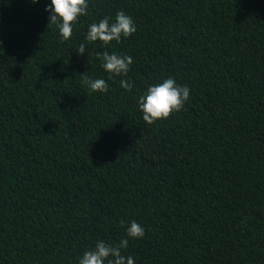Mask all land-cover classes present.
I'll use <instances>...</instances> for the list:
<instances>
[{"label":"trees","instance_id":"16d2710c","mask_svg":"<svg viewBox=\"0 0 264 264\" xmlns=\"http://www.w3.org/2000/svg\"><path fill=\"white\" fill-rule=\"evenodd\" d=\"M88 3L65 41L51 0H0V264H79L133 220L135 264H264V0ZM119 11L134 35L86 41ZM104 51L133 57L127 77ZM169 77L190 99L148 125L139 97Z\"/></svg>","mask_w":264,"mask_h":264},{"label":"clouds","instance_id":"9594fccd","mask_svg":"<svg viewBox=\"0 0 264 264\" xmlns=\"http://www.w3.org/2000/svg\"><path fill=\"white\" fill-rule=\"evenodd\" d=\"M32 2L38 3L39 0H32ZM88 7V0H51V6L46 8V11L51 14L49 27L55 25L63 40H69L73 35V25L78 23L80 17L88 15ZM110 19V17H104L98 23L93 22L88 25L86 41L101 42L107 48L113 41L119 43L122 38H129L137 31L133 18L124 11L116 13L114 22L110 23ZM85 50V44L81 43L77 53L84 56ZM95 56L101 60V67L109 74V80L118 76L127 77L130 66L134 63L132 56L118 55L114 52L111 54L108 51L102 54L97 52ZM80 77L82 84L93 92L106 93L109 90L105 79H92L87 72ZM120 86L130 92L135 85L128 79H122ZM189 99L190 88L187 85L177 84L173 77H169L159 84L150 85L139 97L138 103L143 120L148 125H152L183 111ZM121 224L123 225L124 221H121ZM144 236V227L133 220L127 226V238L122 237L114 243L98 240L94 249L86 251L79 258V264H105V261L107 264H135L133 257L123 255L122 250L128 248L129 238L142 239Z\"/></svg>","mask_w":264,"mask_h":264}]
</instances>
